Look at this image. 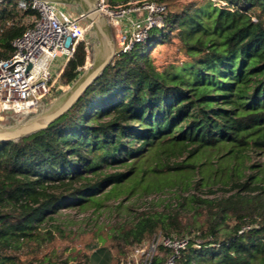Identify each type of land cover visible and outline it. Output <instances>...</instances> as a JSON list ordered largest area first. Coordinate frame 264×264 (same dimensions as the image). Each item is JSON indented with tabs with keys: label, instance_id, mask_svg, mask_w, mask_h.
<instances>
[{
	"label": "trees",
	"instance_id": "16d2710c",
	"mask_svg": "<svg viewBox=\"0 0 264 264\" xmlns=\"http://www.w3.org/2000/svg\"><path fill=\"white\" fill-rule=\"evenodd\" d=\"M138 1L106 0L111 9ZM158 2L163 26L119 51L68 112L0 142V264L78 260L45 252L66 234L64 208L99 212L154 193H171L165 209L152 201L120 225L126 245L161 234L188 240L183 264H264V163L255 161L264 156V0ZM36 19L17 0L0 1V59ZM88 45L66 65L68 83L93 59ZM164 46L173 54L160 63ZM160 252L153 264L164 263Z\"/></svg>",
	"mask_w": 264,
	"mask_h": 264
},
{
	"label": "built area",
	"instance_id": "2783aa9c",
	"mask_svg": "<svg viewBox=\"0 0 264 264\" xmlns=\"http://www.w3.org/2000/svg\"><path fill=\"white\" fill-rule=\"evenodd\" d=\"M17 1L20 8L34 10L37 19L15 39L12 56L0 59V118L27 119L73 85L63 78V72L78 46L88 43L86 35L91 26L82 13L73 15L57 3ZM98 6L117 34L118 52H128L144 41L152 28L163 26L167 16V6L158 0L138 1L116 9L109 8L106 0H99ZM87 52L90 53L89 45ZM90 64L88 57L84 69ZM187 246V239L158 234L150 243L133 248L129 264H153L156 256H163L160 248L166 254L163 264H183Z\"/></svg>",
	"mask_w": 264,
	"mask_h": 264
},
{
	"label": "rangeland",
	"instance_id": "374dc122",
	"mask_svg": "<svg viewBox=\"0 0 264 264\" xmlns=\"http://www.w3.org/2000/svg\"><path fill=\"white\" fill-rule=\"evenodd\" d=\"M59 6L73 15L80 13V10L75 6H64L61 4H59ZM137 17L139 18L140 15H137ZM111 28L117 49L119 50L120 45L117 34L112 26ZM86 37L89 46L93 49V59L90 58V62L92 63L96 54V46L98 45V42L93 35L92 28H90ZM172 54L173 50L169 49L167 46L157 49L155 52L160 63H162L167 57L172 56ZM63 93L57 95L47 107L53 104ZM10 120L14 119L3 117L0 118V123L7 124ZM255 161L264 163V156L256 157ZM219 195H221V193H219ZM170 196L171 193H154L148 197L137 195L130 199L124 196L120 200L110 201L108 207L99 212H96L92 208L85 211L64 208L62 210L63 215L60 222L61 227L66 230V234L64 237H59L55 240L54 244L48 247L45 252H49L52 248L56 247L60 252L66 251V256L80 254L78 260L72 259L69 264H84L85 258L81 257L86 255L90 256L91 264H129L134 246L126 245L124 240L118 237V227L125 222L131 221V219H133L141 210L151 207L150 203L158 202L159 205L153 204V207L158 211L164 210L165 208L160 201L162 199H167ZM120 201H124V206L118 210L115 205ZM118 238L121 240H119V242H121L119 245L117 241ZM150 242L151 240L146 241L145 243L148 244ZM63 260H65V256H63Z\"/></svg>",
	"mask_w": 264,
	"mask_h": 264
},
{
	"label": "water",
	"instance_id": "95a60500",
	"mask_svg": "<svg viewBox=\"0 0 264 264\" xmlns=\"http://www.w3.org/2000/svg\"><path fill=\"white\" fill-rule=\"evenodd\" d=\"M4 1V0H0ZM64 6H75L84 15L98 42L93 62L78 80L49 107L27 119H14V124L0 123V142H15L46 130L79 102L86 91L103 75L118 54L108 16L99 8V0H45Z\"/></svg>",
	"mask_w": 264,
	"mask_h": 264
}]
</instances>
